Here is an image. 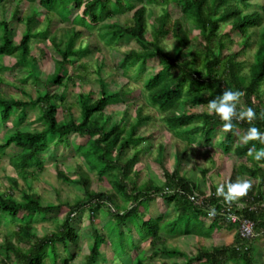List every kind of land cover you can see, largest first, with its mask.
Here are the masks:
<instances>
[{
  "label": "trees",
  "instance_id": "trees-1",
  "mask_svg": "<svg viewBox=\"0 0 264 264\" xmlns=\"http://www.w3.org/2000/svg\"><path fill=\"white\" fill-rule=\"evenodd\" d=\"M22 1L0 0L2 14L8 11L9 3H16L9 17H1L0 13V53L14 56L21 62L24 70V73L21 71L22 82L33 79L40 86L36 99L25 91L27 99L0 93V129L13 114L16 127L3 134L0 140V162L9 154L10 163L18 175L26 180H36L44 169L45 157L57 159L59 151L62 157H83L89 170L86 171L82 163L77 165L78 178L75 182L83 187L84 197L74 203H66L69 208L64 219L58 229L50 233L40 234L36 224L52 216L58 217L62 204L45 203L42 195L33 191L31 186L30 190L21 191V197L15 196L13 192L0 193V225L4 224L7 228L11 224L16 226L5 233L0 231L1 264H12L13 260L16 264H46L50 256L52 264H59L60 248L70 250L80 245L81 232L77 224L78 219L82 218L81 213L88 208L92 214L90 221L95 222L93 215L98 214L102 207L107 209L120 227L116 234L132 235L135 250L148 252V259H163L161 264H257L255 243L264 242V193L256 190L253 185L243 198V206L237 209L240 216L255 222L251 235L242 236L238 224L216 216L210 226L211 230L225 228L235 230V234L230 242L207 245L209 231H205L202 225V229H196L197 223L193 222V218L199 220L197 213L208 215L210 205L217 204L222 197L201 195L202 204H194L188 198L190 193L195 192L194 182L171 172L166 164L163 146L159 147L157 162L165 177L164 184H157L148 175L146 181L141 183L144 170L137 166L142 161L143 151L148 155L151 146L145 142L149 138L139 134L137 129L140 124L153 118L149 111H144L147 105L156 108L161 119L167 122L168 128L179 138L173 143L177 168L191 153L193 134L201 139L205 137L212 144L215 134L221 132L222 143L227 148L224 150L231 152L230 149L234 148L236 155H248L251 146L255 147V151L264 148V144L257 140L247 143L238 141V134H246L251 127L264 133V119L260 118L264 114V0H39L36 5L47 11L48 26L52 22V14L56 13L62 20L71 21L75 26H82L90 32L97 30L106 47H117L119 39H132L136 42L138 46L122 52V59L116 67L110 68L106 59L98 64V75L102 68H107V77H113L119 69L122 71L119 76L124 78L129 70L138 73L146 70L150 59L159 60L161 68L144 79L147 100L137 107L136 115L128 122L124 120L129 117L131 104L126 100L132 91L129 79L121 83V86L112 88L107 78L100 77L97 95L95 91L78 93L80 111L78 117L75 116L63 93L73 80L72 73L67 72L68 66L91 54L92 49L83 42L82 32L75 26L65 29L64 36L60 38L49 32V28L34 29L39 25L36 15L38 9L34 6L32 15L24 19ZM26 1L35 4L37 0ZM171 3L180 7L181 16L175 19L171 16ZM155 5L160 6V10ZM129 11L132 14L124 21L117 18ZM12 20L26 25L19 41L14 39V29L10 27ZM225 24L231 26L228 31H222ZM192 28L198 29L199 34L193 36ZM233 31L241 35L238 41L232 36ZM169 34L178 42L175 55L164 45ZM36 36L49 38L55 47L57 57L53 58V69L49 73L41 72L39 57L30 53L31 41ZM193 41L202 47L191 52L192 56L197 55L199 62L195 55L191 59L182 58L184 50ZM253 48H256L253 62L246 58L240 59ZM1 67L0 70L3 69ZM224 90L241 91L243 96L240 99L246 108L254 109L256 119L248 122L246 119L240 121L234 118L233 130L224 131L225 122L215 113L209 114L207 108L208 102L222 95ZM59 103L67 113L62 120L57 117ZM114 104L126 106L121 111L123 117L120 120L113 119L112 113L107 112L108 107ZM29 106H38L36 120L42 123L41 129L31 131L19 127L28 119ZM241 109L238 103L237 113ZM73 134L84 138L83 141L74 142L71 138ZM181 139L184 143L186 140L185 149H182ZM142 142L146 146L140 149ZM251 157L256 165L252 171H259L261 167L258 163L264 164V159L257 161L255 153ZM91 170H98L99 180L107 178L111 189L93 188L89 173ZM57 174L65 182H74L60 168ZM236 176L237 170L233 169L231 183ZM11 180L16 183V178L12 177ZM165 187H181L184 192H168ZM158 198L169 205L176 203L178 215L171 221L169 228L162 226L164 215L145 216L146 207ZM121 200H127L131 205L122 206L123 209ZM140 216L142 221L134 225L133 220ZM96 226H93V244L86 254L84 264H97L103 255L104 262H109L108 259L114 256L111 248L108 250L110 253L102 250L104 244L109 247L112 245L104 233V227L108 225L103 228ZM178 226L180 229L176 228ZM137 233L142 237L139 238ZM176 233L198 237L194 244L195 251L189 254L169 246V237ZM143 242L149 245L148 249H144ZM74 256L70 250V255L64 256L63 261L67 263ZM169 258L174 259L169 261Z\"/></svg>",
  "mask_w": 264,
  "mask_h": 264
},
{
  "label": "rangeland",
  "instance_id": "rangeland-1",
  "mask_svg": "<svg viewBox=\"0 0 264 264\" xmlns=\"http://www.w3.org/2000/svg\"><path fill=\"white\" fill-rule=\"evenodd\" d=\"M39 0L35 2V4H32L26 0L22 1L24 3L23 5V12H22V18H27L30 16L29 14L32 13L33 7L36 6L38 11L36 13L37 17L39 18V25L34 29H46L49 28V32L52 34H56L57 37H63V33L65 29H69L71 27H74L73 23L71 21H64L61 19V17L55 13L52 14V22L48 26V18H47V11L42 8L38 7ZM16 6V3H9L8 4V11H3V14L1 13V17H9L10 11ZM156 9L160 10V6L155 5L154 6ZM7 12V13H6ZM170 12L171 16L173 19L181 16V11L180 7L177 6L174 3L170 4ZM6 13V14H5ZM132 12H127L125 14H120L117 18L120 21H124L126 18L130 17ZM32 15V14H31ZM115 20V19H114ZM113 20V21H114ZM107 22H112L111 20H107ZM25 24L24 23H19L16 20L11 21L10 27L14 29V39L16 41H19L23 35V32L25 30ZM77 29H79L82 32L81 39L85 44H88V46L91 47L92 52L88 56L84 57L82 60L76 62L72 66H68L67 72L72 73L73 80L70 81V86L68 90H64L63 93L66 95V102L67 104L72 106V110L75 114L76 117L79 115L80 111V106L78 103V93L82 91L90 92V91H95V95L98 94L99 91V83L98 79L102 77L103 79H108L109 82V87L115 88L121 86V83H125L128 81L127 79L130 80V87L132 88L131 93L126 96V100L131 103L129 106V117L125 119V122H128L129 119L134 117L136 115V109L138 106L144 104L147 100L146 98V93L144 90V79L147 75H151L152 73L157 72L160 68L161 65L159 63V60L157 58L150 59L148 61V68L144 70L141 73H138L133 70H129L127 75L124 76V78L119 76L122 74V71L119 69L116 70L118 74H115L113 77H107L106 75V69L107 68H102V71L100 72V75L97 74L96 72V67L98 64H100L104 59H106V62L108 63L109 67H116V64L120 62L122 59V52L129 50L130 48H133L135 46H138L134 40H128V39H123V40H118L115 48H110L109 46H105L103 40L100 39L97 30L90 32L89 30L85 29L82 26H75ZM230 24H225L224 27L222 28V31H228L230 29ZM33 29V31H35ZM193 29V28H192ZM1 35H2V30H0ZM199 34L198 29H193L192 30V35L196 36ZM232 36L235 38V40H239L241 35L237 33L236 31L232 32ZM2 38H0L1 41ZM80 42V40L78 41ZM177 40L169 34L166 36L164 40V45L167 47V50L172 53L176 54V47H177ZM117 48V49H116ZM201 49L202 47L198 44L197 41H193L192 45L189 48H186L182 54V58H188L191 59L194 55V57H197L196 54L193 56L191 55L193 49ZM98 49V50H97ZM101 51H100V50ZM255 51L256 48L249 49L246 54H243L241 58H246L250 62L254 61L255 58ZM30 53H35L37 57H39L40 61V70L41 72H51L53 69V64H54V57H57L55 47L50 41L49 38L42 39L36 36V38L32 39L31 41V52ZM225 53H228L226 51ZM106 55V56H105ZM107 57V58H106ZM193 57V58H194ZM199 58L197 57V60ZM199 62V60H198ZM0 66H2L0 70V93L4 96H12L16 98H22V99H27L28 96L25 94V92L28 95H32L33 99L37 98V90L39 88L40 83H35L33 79L27 80L26 83L22 82L21 77H22V72L24 73V70L22 71V64L21 62L17 61L14 56L10 55H5L0 53ZM43 70V71H42ZM22 71V72H21ZM119 76V77H118ZM118 77V79H116ZM123 78V79H122ZM148 78V77H147ZM123 80V81H122ZM43 90V89H42ZM25 91V92H24ZM239 104L242 106L243 109H246V105L242 99H240ZM125 104H114L110 105L107 109L108 113H112L113 119H121L123 117L122 115V110L125 108ZM202 108V107H201ZM28 109V119L25 123L21 124L19 127L24 130H31L35 131L37 129L42 128V123L37 121L36 119L38 118L39 114V108L38 106L36 108L29 106L27 107ZM144 111H149L152 115L153 118L151 121L144 122L140 124L138 127L137 131L139 134L148 137L149 139L145 141L147 144L150 143L151 150L148 153V155L145 154L143 151L142 157H141V163L137 166L138 168H141L144 170L142 182L144 183L148 176L155 180V182L159 185H162L164 183V174L159 166V163L157 162V158L159 156V147L163 146V151H164V156L166 160V164H170V160L173 162L174 159L176 161V158L169 159L170 155L175 153V141L179 139L178 137L175 136V134L172 132L171 129L168 128L167 122L163 121L161 119V116H159V112L157 111L156 108L152 106H148L147 108L144 109ZM67 115L64 106H62L59 103V108L57 112V117L59 120H62L65 116ZM14 114L11 116L10 120L0 129V140L3 137V134L7 133L8 131L15 130L16 127H14ZM223 133H221L220 137H216L213 139L212 144L215 146H220V148L226 152L224 149H227L225 147V143L223 144ZM198 135V134H196ZM72 140L74 142L80 143L83 141L84 138H81L80 136H77L76 134H73L71 136ZM205 138V137H204ZM194 139H197L195 136ZM142 142L140 143V149L142 147L146 146V143ZM181 144H182V149H185L186 145V140L185 143L181 139ZM187 146V145H186ZM231 151H235L234 148L230 149ZM66 151V150H65ZM149 151V150H147ZM146 151V152H147ZM196 152V153H195ZM12 153V151H10ZM66 153V152H65ZM206 153H209L208 150H206ZM230 153V152H229ZM59 154V155H58ZM149 154H151V157H149ZM197 154H198V149L194 145V143L191 145V153L190 157L193 158V161H191L190 168H192V172L188 173L187 176L189 177H194L195 175H200V168L202 166H197L195 162L198 163L197 159ZM58 158L57 159H52L48 156L45 157V165L44 169L40 172L38 175V178L36 180H32L29 178L26 180L24 177L21 175H18L15 171V168L13 165L10 163V157L9 154L4 156V158L1 159L0 162V193H8V192H13L15 196L21 197V191L22 190H30V186L33 191L38 192L40 195H42L44 202H54L57 204H62L63 206L60 209L58 217L52 216L51 218H48L47 220L40 221L36 224L37 230L40 234H46L50 233L52 231H56L58 229V226L61 224V221L64 219L66 215V211L68 210V206L66 203H74L81 197H84V191L83 187L76 183V178H78V175L76 174V167L78 164L82 163L84 169L86 171L89 170L88 164H86L85 160L83 157L78 156H70V157H62L60 152L58 151L57 153ZM205 158V160L200 161L203 166L208 165L211 166L212 163L215 164L214 161H207L206 160V154H202ZM249 160L252 159L251 156L246 155ZM164 160V161H165ZM239 161V160H238ZM253 162V161H251ZM236 165V167H234ZM252 167L256 166L255 162L252 163ZM238 164L236 163L235 158H228V161L226 160L225 162V167L222 170L223 173H226V176H229L233 169H236ZM60 168L61 170L65 171L66 174L74 179V182H65L62 179L58 177L57 170ZM98 172V170H97ZM95 170L89 171L92 179V186L95 189L99 190H107L111 189V184L110 182L106 179L104 180H99L98 173ZM148 175V176H147ZM108 176V174H107ZM201 176V175H200ZM14 177L16 178V183H13L11 178ZM134 176H132L133 178ZM122 201V206H128L131 205L127 203V200H121ZM158 201L151 202L147 207H146V214L145 216H154L156 214H159L161 212L160 206L156 204V207L154 211H152V207L155 203ZM124 209V207H122ZM87 209H85L81 214L82 218L80 217L78 220V228L79 231L81 232V240H80V245L75 246L73 248H70L71 252L75 254L73 258H70L69 262H64V256L67 257L70 255V250H63L60 248L61 253H60V260L59 264H84L85 259H86V254L89 253V249L92 246L93 242V237H92V232H93V226L97 225L96 227L103 228L105 225L106 228L104 227V233L107 235V238L111 240V246L109 247L108 244L107 246L104 244L102 247V250L104 253H110V248L113 250L112 253H114V256L109 262L106 261L104 262V256H101L99 261H97V264H161L163 259L160 258H153V259H148L146 254L144 252L136 251V246L134 245V240L132 235L126 234V235H120L116 234V230L119 229L120 227L116 223L115 219L109 214L106 208H101L98 214H94L93 218L96 219L95 222L90 221L91 219V212ZM177 212L175 211L169 212L166 215V218H164V221L162 222V226L164 227H170L171 220L170 219H175ZM90 215V218H89ZM97 215V216H96ZM76 217V216H75ZM169 220V221H168ZM193 222H196L197 225L195 226L196 229H202L201 225L202 222L201 220L193 218ZM142 221V216L137 217L133 220V224L137 225ZM173 226V225H172ZM15 228V225L9 226L7 228L6 225L2 224L0 225V231L3 233L6 232V230L13 229ZM177 229H180V227H176ZM0 232V233H2ZM223 232L226 233L227 239H229L228 242H230L235 234V230L231 229H225L223 228ZM175 233V232H174ZM178 234V233H176ZM137 236L140 238L142 235L140 233H137ZM191 238H179V240L175 236L169 237V241L167 242L169 246L171 247H176L179 249H183L184 251L190 254V248L189 246L192 244V236H188ZM92 243V244H91ZM260 247H258V244L256 245V250H255V255L257 257V264H264V242L263 240L259 242ZM144 249H148L149 245L147 243H144ZM263 247V248H262ZM174 258H169V261ZM178 259H186L185 257L183 258H178ZM3 263L0 257V264ZM236 263V262H233ZM12 264H16V261H12ZM46 264H52V259L51 256L46 260ZM193 264H200L199 262H194Z\"/></svg>",
  "mask_w": 264,
  "mask_h": 264
},
{
  "label": "crops",
  "instance_id": "crops-1",
  "mask_svg": "<svg viewBox=\"0 0 264 264\" xmlns=\"http://www.w3.org/2000/svg\"><path fill=\"white\" fill-rule=\"evenodd\" d=\"M195 134L192 135V140L194 145L196 146V148L198 149V154H197V159H198V163H196L197 166H202V168H200V175H195L194 177H189L187 176L188 173L192 172V168H190L191 165V161H193V158L190 157V155L186 158V160L182 163V165H180L177 168V160L175 161L174 158H176L175 153L174 155L171 154L169 159H174V161L172 162L170 160V164H167L168 167L170 168L171 172L177 173L178 175H182L185 176L187 178H189L192 182H194V191L195 193L199 194L200 196H210V195H214L216 197H218L219 195L217 194V190L220 186H224V191H227V185L229 183H231V175L232 172L229 176H226V173H223L222 170L225 167V162L226 160L228 161V158H235L236 163L238 164L236 170H237V176L234 179V182L240 178V179H248L251 180L253 182L252 186L255 185L256 186V190H260V192L264 193V164L263 163H258V165H260L259 167H261V169L258 171L257 169L255 170V172L252 171V169L255 167H252V160H249L248 157L246 155H236L235 151H231L229 152H224L220 146H215L214 144L208 143L206 141L205 138L201 139L198 138L194 139ZM217 137L221 136V132H218L215 134ZM238 141L243 140V137L246 135L245 133L242 134H238ZM216 136H214V139L217 138ZM174 143V142H173ZM253 153H255V147H252ZM206 150L209 151V153H206ZM257 151V150H256ZM196 153V152H195ZM202 154H206V160L207 161H214V163H212L211 166L205 165L204 164V156ZM239 160V161H238ZM203 162V164H201V162ZM234 167H236V165H234ZM162 169V168H161ZM164 182H165V177H164ZM233 182V183H234ZM164 184V183H163ZM181 188V187H174V188H170V190L175 191L176 189ZM222 198V200H224V196L220 195ZM219 199V200H220ZM154 201H158L157 203H155L153 205V207L151 208L152 211H154L156 204H158L160 206L161 212H159V214H156L154 216H158L160 214L164 215L166 218V215L169 212L175 211V213L177 212L175 218L178 215V211H177V207H176V203L174 202L173 204H167L165 201H163L162 198H158L157 200ZM243 198L233 201L236 203H242ZM197 205V204H196ZM262 205H264V203H262ZM191 215V214H190ZM192 216V215H191ZM199 218V220H201L202 222V227L204 228L205 231H209L210 236L209 238H205L206 239V244L207 245H211L212 243L214 244H224L226 242L229 241V239H227L226 237V233L223 232V228H214L213 230H211L210 226L213 223V218H211L209 216V214L204 215L203 213H197V216ZM171 221H173L174 219H170ZM169 221V220H168ZM175 236V239L177 238L179 240V238H189L191 240L190 237H186V236H182L180 234H176L173 235ZM171 237V236H170ZM192 244L189 246L190 251H195V246L194 244L197 243V239L198 237L196 236H192ZM258 244V247H260V243L256 242L255 243V250H256V245ZM263 248V247H262ZM184 251V248L182 249ZM179 257H177L176 259H178ZM183 258V257H180ZM257 259V257H256ZM258 260V259H257Z\"/></svg>",
  "mask_w": 264,
  "mask_h": 264
},
{
  "label": "clouds",
  "instance_id": "clouds-1",
  "mask_svg": "<svg viewBox=\"0 0 264 264\" xmlns=\"http://www.w3.org/2000/svg\"><path fill=\"white\" fill-rule=\"evenodd\" d=\"M242 96L243 93L241 91L224 90L222 95L208 102L207 108L209 114L215 113L225 122L223 124V129L226 132L233 130L234 126L232 121L234 118L240 121L246 119L248 122L256 119V112L250 107L241 109L239 113H237V104L240 102ZM260 118L264 119V114H262ZM251 140H257L264 144V133H261L256 127L249 128L246 135L243 137V141L247 143ZM248 155L252 156L253 150L250 149ZM254 158L257 161L264 159V148L255 151ZM252 184L253 182L251 180L238 178L234 183H229L227 185L226 192L224 191V186H220L217 190V194L223 195L225 201L231 204L233 201L244 198L252 188ZM209 215H215V211L213 210Z\"/></svg>",
  "mask_w": 264,
  "mask_h": 264
},
{
  "label": "built area",
  "instance_id": "built-area-1",
  "mask_svg": "<svg viewBox=\"0 0 264 264\" xmlns=\"http://www.w3.org/2000/svg\"><path fill=\"white\" fill-rule=\"evenodd\" d=\"M165 190L168 192H174L170 190L169 187H165ZM175 191L179 193H183L184 191L181 188L176 189ZM188 198L197 205L202 204V198L197 193H190ZM242 203H227L225 200L220 199L217 204L210 205L209 213L213 210L215 211V215H209L211 218H216V216L224 218L227 222L238 224L239 233L242 236H249L254 232L255 222L249 218L242 217L237 212V209L241 208ZM264 232V230H263Z\"/></svg>",
  "mask_w": 264,
  "mask_h": 264
}]
</instances>
